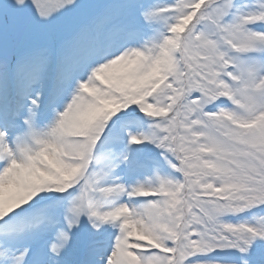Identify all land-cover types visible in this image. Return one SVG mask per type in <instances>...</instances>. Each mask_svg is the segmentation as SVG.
<instances>
[{
  "label": "snow or ice",
  "instance_id": "1",
  "mask_svg": "<svg viewBox=\"0 0 264 264\" xmlns=\"http://www.w3.org/2000/svg\"><path fill=\"white\" fill-rule=\"evenodd\" d=\"M0 264H264V0H0Z\"/></svg>",
  "mask_w": 264,
  "mask_h": 264
}]
</instances>
